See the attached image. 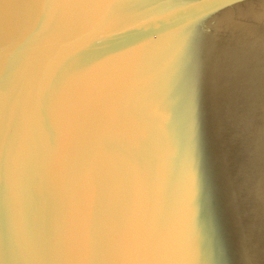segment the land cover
Here are the masks:
<instances>
[{"label":"water","instance_id":"water-1","mask_svg":"<svg viewBox=\"0 0 264 264\" xmlns=\"http://www.w3.org/2000/svg\"><path fill=\"white\" fill-rule=\"evenodd\" d=\"M44 7L0 4V264H264V0H102L54 86Z\"/></svg>","mask_w":264,"mask_h":264},{"label":"snow or ice","instance_id":"snow-or-ice-1","mask_svg":"<svg viewBox=\"0 0 264 264\" xmlns=\"http://www.w3.org/2000/svg\"><path fill=\"white\" fill-rule=\"evenodd\" d=\"M39 2H42L45 5V7L41 9L40 14V18L42 15L44 16L43 24L46 19H48L49 22L43 30H41V28L37 29L36 25L35 30L31 32V34L34 36H39L47 31L48 34H55L57 48L71 47V50L66 51V53L55 65L54 76L51 81V85L53 86L63 81L66 77L73 75L80 69H83L84 67L92 64L94 61L100 59L99 57L105 56L104 49L107 47V45L94 44V42L102 41L113 36L114 34L126 31L123 28H117L115 31H109L104 36L93 37L92 41H90L88 44H82L79 46H75L74 44L69 45V38L74 37L79 32L81 20L88 7L93 4L101 3L102 0H39ZM237 2H239V0H218V3L222 6H227ZM2 3L3 0H0V4ZM46 5L48 6L47 10ZM57 14L59 19L56 22L55 28L51 31H48L53 17ZM4 31L5 22L2 18V12H0V53L3 51ZM17 47L18 46L15 48ZM9 59H11L10 56ZM16 69L17 68L14 67L13 72ZM48 70L47 64L42 60L34 66L33 75L44 76L47 74ZM3 75L4 65L2 62H0V78H2ZM98 259L99 254L96 246L94 242H90L88 248V258L83 262V264H98ZM65 264H67V262H65ZM127 264H174V262L165 258H160L147 261H129Z\"/></svg>","mask_w":264,"mask_h":264}]
</instances>
